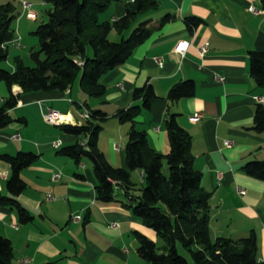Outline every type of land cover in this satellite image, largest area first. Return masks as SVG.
I'll return each mask as SVG.
<instances>
[{
	"label": "crops",
	"instance_id": "crops-1",
	"mask_svg": "<svg viewBox=\"0 0 264 264\" xmlns=\"http://www.w3.org/2000/svg\"><path fill=\"white\" fill-rule=\"evenodd\" d=\"M25 1L34 8L36 1ZM133 1L117 0L105 18L114 21L125 16L126 4ZM159 1V10L141 22L157 21L167 15L175 18L103 78L107 87L103 98L89 101L94 108L108 112V119L101 122L99 147L114 166L127 167L125 145L130 125L120 123L116 114L134 104L135 88L152 84L159 98L150 110L142 112L137 127L147 132L154 150L165 154L170 149L164 126L166 115L169 110L179 115V123L192 136L194 168L202 176L203 187L212 194V237L239 240L255 233L258 258L264 261V181L242 169L249 161L264 159V131L253 128L257 106L264 107L258 99H264V88L252 79L249 62L250 51H264L262 0ZM251 6L263 12L254 14L249 10ZM23 16L22 8L17 21ZM191 16L204 21L193 33L185 22ZM113 32L110 40L120 38ZM184 41L190 45L183 55L177 46ZM204 45L208 50L202 54ZM188 80L195 82L196 95L171 103L167 99L170 89ZM11 95L19 100L9 111L13 121L0 128V193L8 195L7 181L11 176L10 165L1 155H39L21 172L27 189L18 197L34 220L22 224L15 210L0 207V233L12 242L15 264H145L134 232L158 244L160 241L127 207L134 201L125 196L123 189L117 191L115 201H99L96 177L88 159L76 163L58 153L82 139L64 133L62 125L43 119V112L51 108L71 113L77 123L71 125L82 124L79 114L88 99L84 92L74 84L66 92L23 93L17 85L10 90L0 82V107ZM65 108L72 110L63 111ZM196 113H202L203 118L192 121ZM229 140L233 142L231 147L225 144ZM55 174L60 178L54 179ZM130 175L136 185L133 195L138 197L144 184L143 172L133 170ZM78 215L82 218L75 221Z\"/></svg>",
	"mask_w": 264,
	"mask_h": 264
},
{
	"label": "trees",
	"instance_id": "trees-1",
	"mask_svg": "<svg viewBox=\"0 0 264 264\" xmlns=\"http://www.w3.org/2000/svg\"><path fill=\"white\" fill-rule=\"evenodd\" d=\"M116 1L40 0L51 5V10L48 20L35 32L39 37V48L31 54L34 65H26L17 57L13 69L2 65L8 59L10 43L16 39V21L21 13L13 1L0 4V82L10 90L17 85L23 93L66 92L80 78L81 88L88 98L84 105L90 118L82 124L61 126L64 133L82 140L61 148L58 153L76 163L82 158L92 163L99 201H115L119 189L134 201L127 207L135 218L156 233L161 242L158 244L146 235L134 232L139 244L138 253L145 264H191L180 253V247L186 250L193 264H264L258 258L255 233L239 240L212 237V194L203 187L202 176L194 168L192 136L179 123V115L171 110L166 115L164 126L170 149L165 154L154 150L147 132L137 127L142 112L150 110L159 98L152 84L135 88L132 93L134 104L116 114L120 123L130 125L125 145L127 167L114 166L100 149L101 122L108 119V112L94 108L90 99L103 98L107 93L103 78L123 65L136 47L175 18L167 15L157 21L141 22L159 10L160 1L134 0L126 4L125 16L111 21L105 15ZM262 6L264 8V0ZM185 22L193 33L204 21L191 16ZM113 31L120 40L109 39ZM249 62L252 79L264 88V51H250ZM195 95L196 84L188 80L175 84L167 99L175 103ZM18 100L17 96L11 95L0 107V128L13 121L9 111L17 106ZM253 128L264 131V107L261 104L256 108ZM38 158L39 155L32 152L1 155V159L10 165L11 176L7 181L8 195L0 193V207L15 210L22 224L31 223L34 217L18 200L27 189L21 172ZM242 169L247 175L264 181V159L249 161ZM133 170L143 172L144 184L138 197L133 195L136 188L131 181ZM14 257L11 240L0 233V264H15Z\"/></svg>",
	"mask_w": 264,
	"mask_h": 264
},
{
	"label": "rangeland",
	"instance_id": "rangeland-1",
	"mask_svg": "<svg viewBox=\"0 0 264 264\" xmlns=\"http://www.w3.org/2000/svg\"><path fill=\"white\" fill-rule=\"evenodd\" d=\"M9 1H13L17 7V11L21 13L22 6H21V3H19V0H0V4H5ZM33 1H36V3H34L33 10L35 14L37 15V19L36 20L30 19V18L23 16L16 22V34L15 35H16V38H19L20 44L18 46H16L15 44L9 45L8 59L2 65L5 68H10V67L13 68L15 59L17 57H20L26 65H29V66L34 65V61L31 57V54L34 51L38 50L39 48V37L35 34V32L38 26L42 22H45L48 20V12L51 10V5L39 4L40 0H33ZM113 35H117L116 32H113ZM118 40H120V38H117L112 41H118ZM75 85L77 87L79 86V88L82 90L81 85H80V78H78V80L75 82ZM90 100H100V99L92 98ZM62 110L71 111L72 108H69V109L65 108ZM89 165L92 166V163L90 161H89ZM92 169H93V166H92ZM138 187H141L140 183H138ZM180 253L184 255L190 261L191 264H193V261L191 260L189 254L182 247H180Z\"/></svg>",
	"mask_w": 264,
	"mask_h": 264
},
{
	"label": "built area",
	"instance_id": "built-area-1",
	"mask_svg": "<svg viewBox=\"0 0 264 264\" xmlns=\"http://www.w3.org/2000/svg\"><path fill=\"white\" fill-rule=\"evenodd\" d=\"M21 5H22V8L24 10V14L27 18H30V19H37V15L35 14L34 10H33V4L29 1H22L21 2ZM249 10L254 13V14H260L262 13L263 11L260 10V9H257L256 7L254 6H251L249 8ZM19 38H16L14 41H12L10 44H15V45H19ZM190 43L187 42V41H184L182 43H180L178 46H177V51L181 54H185V52L187 51L188 47H189ZM208 50V46L207 45H204L201 49H200V52L202 54L206 53ZM159 62H161V59H158ZM260 102H264V99L262 98H258ZM79 118L81 120V122H85L87 119L90 118V113L89 111L84 108V110H82L79 114ZM203 118V114L202 113H196L192 116L191 120L192 121H198L200 119ZM43 119L45 122L49 123V124H52V125H67V124H71V123H75V120H74V117L72 116L71 113H62L56 109H51L49 108L47 111L43 112ZM225 144L228 146V147H231L233 142L232 141H226ZM60 146V143L57 142L55 143V147L58 148ZM60 178V174H55L54 176V179H59ZM81 216H75L74 217V220L75 221H79L81 220ZM113 226H116V224H113Z\"/></svg>",
	"mask_w": 264,
	"mask_h": 264
}]
</instances>
